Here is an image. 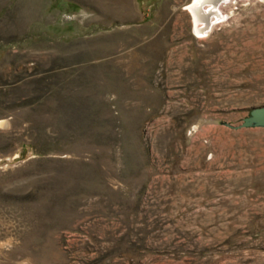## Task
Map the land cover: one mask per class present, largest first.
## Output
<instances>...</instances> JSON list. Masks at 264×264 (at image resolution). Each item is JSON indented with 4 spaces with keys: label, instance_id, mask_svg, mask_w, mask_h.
<instances>
[{
    "label": "rangeland",
    "instance_id": "374dc122",
    "mask_svg": "<svg viewBox=\"0 0 264 264\" xmlns=\"http://www.w3.org/2000/svg\"><path fill=\"white\" fill-rule=\"evenodd\" d=\"M190 2L0 0V264H264V0Z\"/></svg>",
    "mask_w": 264,
    "mask_h": 264
},
{
    "label": "bare ground",
    "instance_id": "6f19581e",
    "mask_svg": "<svg viewBox=\"0 0 264 264\" xmlns=\"http://www.w3.org/2000/svg\"><path fill=\"white\" fill-rule=\"evenodd\" d=\"M233 1L237 0H192V2L187 3V11L193 18L194 31L201 36L205 35L209 27L221 20L222 8Z\"/></svg>",
    "mask_w": 264,
    "mask_h": 264
},
{
    "label": "water",
    "instance_id": "95a60500",
    "mask_svg": "<svg viewBox=\"0 0 264 264\" xmlns=\"http://www.w3.org/2000/svg\"><path fill=\"white\" fill-rule=\"evenodd\" d=\"M228 127L238 130L242 128H264V105L248 109V114L241 119V123L233 125L224 123Z\"/></svg>",
    "mask_w": 264,
    "mask_h": 264
}]
</instances>
